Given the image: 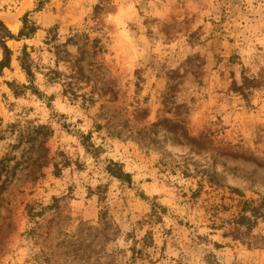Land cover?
Masks as SVG:
<instances>
[{
	"label": "rangeland",
	"instance_id": "rangeland-1",
	"mask_svg": "<svg viewBox=\"0 0 264 264\" xmlns=\"http://www.w3.org/2000/svg\"><path fill=\"white\" fill-rule=\"evenodd\" d=\"M29 11L0 73V264H264V0H0L16 35Z\"/></svg>",
	"mask_w": 264,
	"mask_h": 264
},
{
	"label": "trees",
	"instance_id": "trees-1",
	"mask_svg": "<svg viewBox=\"0 0 264 264\" xmlns=\"http://www.w3.org/2000/svg\"><path fill=\"white\" fill-rule=\"evenodd\" d=\"M39 10V8H36L34 11ZM32 12H27L23 18L22 23L23 26L19 32L18 35L14 34L9 27L5 24L4 21L0 20V47L3 50L4 57L0 61V73L5 68L10 66L11 63V57H12V50L7 45V42L12 39L20 40L22 37H32L36 31L38 30V26L30 20V14ZM19 61L21 63L22 69L25 70L28 77L30 78L29 85L22 84L21 86L16 85L17 87L24 88V89H31L32 91H35L36 93L41 94L42 92L35 87L33 80H34V71L32 70V62L30 54L26 51V49H23L22 56L19 57ZM29 62V63H28ZM9 84V83H8ZM10 85V84H9ZM12 85V84H11ZM15 86V87H16ZM12 88V86H10ZM13 89V88H12ZM16 94H20L21 92L15 91ZM107 171L128 183L132 182V176L130 173H127L123 170L122 164L115 161H110L109 165L107 166Z\"/></svg>",
	"mask_w": 264,
	"mask_h": 264
},
{
	"label": "bare ground",
	"instance_id": "bare-ground-1",
	"mask_svg": "<svg viewBox=\"0 0 264 264\" xmlns=\"http://www.w3.org/2000/svg\"><path fill=\"white\" fill-rule=\"evenodd\" d=\"M16 26V25H15ZM15 26H13V28H15Z\"/></svg>",
	"mask_w": 264,
	"mask_h": 264
}]
</instances>
